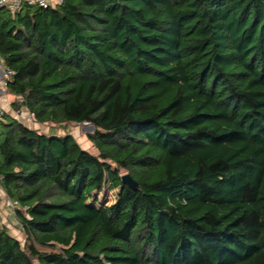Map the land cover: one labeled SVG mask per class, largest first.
I'll use <instances>...</instances> for the list:
<instances>
[{"label":"trees","instance_id":"trees-1","mask_svg":"<svg viewBox=\"0 0 264 264\" xmlns=\"http://www.w3.org/2000/svg\"><path fill=\"white\" fill-rule=\"evenodd\" d=\"M60 1L0 9V58L97 153L7 117L0 264H264V0Z\"/></svg>","mask_w":264,"mask_h":264},{"label":"rangeland","instance_id":"rangeland-1","mask_svg":"<svg viewBox=\"0 0 264 264\" xmlns=\"http://www.w3.org/2000/svg\"><path fill=\"white\" fill-rule=\"evenodd\" d=\"M15 101H16L15 97L11 96L9 98V102L11 104L14 103ZM9 110H10V108L8 107V111ZM10 112L12 113L13 111H10ZM16 116H17V118L15 117V119H17L18 121L20 120L24 126L30 128L32 130H38L39 132H42L45 134L49 133L50 131H54L55 133H57L60 136H63L65 134L69 133L75 138L76 142L79 144V146L82 149L89 151L93 154L97 153L96 149H94L92 144L88 141V135L95 132L92 129V127L89 125H80V126L74 125V124H69V125H64V126L39 125V124L35 123L33 118L29 117V113H27L26 110H23V111L21 110V113L16 114ZM10 122H11V120L7 121V123H10ZM100 198L102 200L104 198L106 200V202H109L111 204L116 199V193L115 192H113V193L108 192L105 194V197L102 196ZM6 209H7V207H6ZM0 217H1L0 229H2V228L7 229L16 239H18L22 244H24L25 243V237H24V235L20 229V225L19 226L14 225L10 220L5 218L6 216H4L1 211H0ZM4 222L6 224V227H3Z\"/></svg>","mask_w":264,"mask_h":264},{"label":"built area","instance_id":"built-area-1","mask_svg":"<svg viewBox=\"0 0 264 264\" xmlns=\"http://www.w3.org/2000/svg\"><path fill=\"white\" fill-rule=\"evenodd\" d=\"M61 4L60 0H0V9L7 10L11 15L15 16L22 12L23 9L29 7L39 8H56ZM14 77V72L6 65L5 61L0 58V140L2 137L1 127L7 124V117L9 116L8 107L13 109V103L9 102L11 95L9 94V85ZM20 114L21 111L16 112ZM29 117L33 118V115L29 113ZM1 188V186H0ZM5 206L11 210L14 214L16 210L20 208L19 203L9 198L5 200ZM1 221V217H0Z\"/></svg>","mask_w":264,"mask_h":264},{"label":"crops","instance_id":"crops-1","mask_svg":"<svg viewBox=\"0 0 264 264\" xmlns=\"http://www.w3.org/2000/svg\"><path fill=\"white\" fill-rule=\"evenodd\" d=\"M23 110H26V112L27 113H29L28 111H27V109H22V111ZM10 111H13L12 113L10 112ZM16 112L14 111V109H11V110H9V116L11 117V118H13V119H15V117L17 118V116H16ZM15 115V116H14ZM15 120H17V119H15ZM18 121V120H17ZM18 122H20L21 123V121L19 120ZM5 200H6V195H5V193L3 192V190L0 188V211L3 213V215L4 216H6L5 218H7L8 220H10L14 225H18L19 226V223H18V221H17V219H16V216H15V214L12 212V211H10L9 209H6V207H5ZM15 220V221H14ZM3 227H6V224H5V222L3 223Z\"/></svg>","mask_w":264,"mask_h":264},{"label":"water","instance_id":"water-1","mask_svg":"<svg viewBox=\"0 0 264 264\" xmlns=\"http://www.w3.org/2000/svg\"><path fill=\"white\" fill-rule=\"evenodd\" d=\"M92 129H93V127H92ZM122 181L125 185L130 186V188H137V184L134 182V180L131 178L130 175L123 176Z\"/></svg>","mask_w":264,"mask_h":264}]
</instances>
